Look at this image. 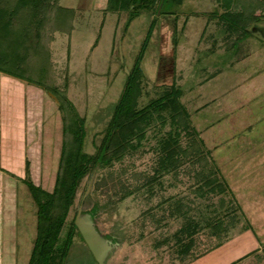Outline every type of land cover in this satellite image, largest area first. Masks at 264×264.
<instances>
[{
    "label": "rangeland",
    "instance_id": "374dc122",
    "mask_svg": "<svg viewBox=\"0 0 264 264\" xmlns=\"http://www.w3.org/2000/svg\"><path fill=\"white\" fill-rule=\"evenodd\" d=\"M106 2L58 0L73 11L65 31L45 28V78L85 119L84 150L93 153L99 144L137 56L144 74L139 104L175 82L197 135L182 133V147L190 145L182 163L149 182L158 140L170 129L169 122H154L137 150L82 179L67 221L80 206L96 208V229L114 243L104 264H264V44L249 36L236 44L239 52L225 50L216 18L208 16L224 10L218 0H184L176 13L157 10L154 21L142 13L128 24L124 11H105ZM247 3L253 13H264V0ZM258 23L264 28L263 20ZM62 140L55 97L0 72V264H27L36 233L28 179L52 190ZM94 171L91 196L83 198ZM207 175L229 191L200 195L198 184ZM183 215L202 225L219 215L229 230L213 235L203 226L182 260L173 240L164 239L184 223ZM76 243L67 264H97Z\"/></svg>",
    "mask_w": 264,
    "mask_h": 264
},
{
    "label": "trees",
    "instance_id": "16d2710c",
    "mask_svg": "<svg viewBox=\"0 0 264 264\" xmlns=\"http://www.w3.org/2000/svg\"><path fill=\"white\" fill-rule=\"evenodd\" d=\"M183 1L107 0L104 10L124 11L127 14L125 23L128 24L142 13L152 14L153 21L156 20L159 7V14L176 13L174 7L180 6ZM240 1L218 0L224 10H213L208 14L209 18H216L218 30L222 32V39L227 45L225 50L233 49L235 53L240 50L236 44L249 36L264 44V40L251 33L259 30L264 36V28L257 26L259 21H264V13H253L250 3L244 5L245 0L242 1L243 6L237 8ZM72 12L71 8L59 5L58 0H0V72L38 85L47 93H52L61 111L62 120L63 140L52 190L33 184L28 179L27 188L36 208V233L27 264H67L69 255L79 244L76 243L77 239L85 245L95 262L74 224L75 215L67 221L82 179L96 166H111L130 151L137 150L147 129L154 122H159L161 126L169 122L170 129L158 140L157 167L148 180L157 181V175L171 172L176 168L177 161L179 166L189 151L190 145L183 148L180 143L181 134L185 133L189 138L193 134L197 135L184 105L179 101L182 89L175 82L163 85L154 98L139 104V96L143 94L144 74L137 56L129 72L125 74L122 90L111 108L99 144L93 153L86 152L83 148L85 119L79 115L66 93L49 84L45 78L50 68L44 43L45 28L65 31L63 27L67 25ZM55 23L58 27L52 26ZM150 33L151 30L145 36L147 40ZM216 41L214 38V42ZM192 142L195 143V140ZM199 153L198 149L197 154ZM97 186L99 187V183L96 182L94 191ZM197 190L200 195L229 191L223 180L208 175L198 184ZM126 194L122 192L121 197ZM90 196L91 194L88 197ZM88 213L94 217L96 208L90 209ZM183 216H186L184 223L171 237L164 239L166 242L173 240L176 252L182 260L191 255L194 234L203 226L210 227L213 235H225L229 230L219 215L212 220L208 219L203 225L199 219Z\"/></svg>",
    "mask_w": 264,
    "mask_h": 264
},
{
    "label": "water",
    "instance_id": "95a60500",
    "mask_svg": "<svg viewBox=\"0 0 264 264\" xmlns=\"http://www.w3.org/2000/svg\"><path fill=\"white\" fill-rule=\"evenodd\" d=\"M251 33L255 37L264 40V36L259 30L251 31ZM49 95L54 97V95L50 92ZM94 177L95 171L93 172L87 183L83 198L86 197V195L90 192ZM74 224L79 231L84 243L88 247L91 255L93 256L95 263L104 264L107 255L114 247V243H112V240L106 238L96 229L94 218L90 213L82 211V206L77 209V212L74 216Z\"/></svg>",
    "mask_w": 264,
    "mask_h": 264
}]
</instances>
